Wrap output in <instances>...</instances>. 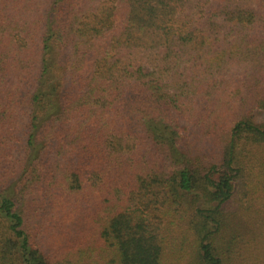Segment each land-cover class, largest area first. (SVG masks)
I'll use <instances>...</instances> for the list:
<instances>
[{
    "label": "trees",
    "instance_id": "trees-1",
    "mask_svg": "<svg viewBox=\"0 0 264 264\" xmlns=\"http://www.w3.org/2000/svg\"><path fill=\"white\" fill-rule=\"evenodd\" d=\"M263 21L264 0H0V264H166L175 225L186 264H264L229 209L264 163V62L242 95L222 74L264 60ZM80 211L88 241L48 255L47 220Z\"/></svg>",
    "mask_w": 264,
    "mask_h": 264
},
{
    "label": "rangeland",
    "instance_id": "rangeland-1",
    "mask_svg": "<svg viewBox=\"0 0 264 264\" xmlns=\"http://www.w3.org/2000/svg\"><path fill=\"white\" fill-rule=\"evenodd\" d=\"M264 25V21L260 23ZM260 26V25H259ZM257 41L263 42L264 40V26L258 29H253L249 32ZM263 58L254 56L249 61L235 62L234 64H227V72H222L223 77L230 81L233 85L239 88L242 95L248 90V83L253 80V75L259 72L263 66ZM261 73V72H259ZM263 77H264V72ZM262 77V80L264 78ZM232 87V86H231ZM233 88V87H232ZM264 90V81L262 85L257 86L255 91ZM239 98V94L237 95ZM183 133V142L188 145H193L196 149L202 150L204 154L215 157L219 152V145L222 147L220 141L219 145L216 144L213 137L208 136L198 127H190ZM243 182L246 185L245 192L239 194V197L231 202V209L235 216V225L239 230L246 225L247 228L241 234L243 241L239 250L242 259L252 258L253 261L259 262L264 258V163L262 162V155L260 150L252 157L251 163L245 167V175ZM255 192L253 196H259L252 199L248 198V194ZM252 200L251 202L248 201ZM90 221L85 218V213L80 211L75 215L74 221L71 224L57 226L53 225L51 220H47L45 229L46 253L53 255L55 251L70 242L88 241L89 232H91ZM166 236L169 241L184 236L186 240L184 246L181 247L179 242L171 243V252L168 253L166 264H186L189 262L194 254L193 235L191 236L187 228L180 225L168 226L164 228ZM176 249H173V248Z\"/></svg>",
    "mask_w": 264,
    "mask_h": 264
}]
</instances>
